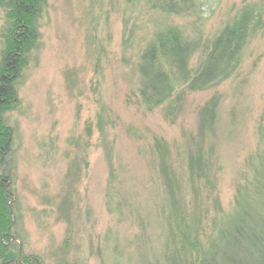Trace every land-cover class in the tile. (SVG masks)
Returning a JSON list of instances; mask_svg holds the SVG:
<instances>
[{"label": "rangeland", "instance_id": "374dc122", "mask_svg": "<svg viewBox=\"0 0 264 264\" xmlns=\"http://www.w3.org/2000/svg\"><path fill=\"white\" fill-rule=\"evenodd\" d=\"M243 6L261 24L236 71L204 89L174 71V99L148 111L137 92L144 46L167 27L202 46ZM4 22L0 8V32ZM37 24L6 115L18 263L162 264L183 238L207 242L263 152L264 0H220L203 20L147 0H47Z\"/></svg>", "mask_w": 264, "mask_h": 264}, {"label": "trees", "instance_id": "16d2710c", "mask_svg": "<svg viewBox=\"0 0 264 264\" xmlns=\"http://www.w3.org/2000/svg\"><path fill=\"white\" fill-rule=\"evenodd\" d=\"M46 2L0 0L5 21L0 32V264H19L18 253L10 247L14 237L12 215H15L11 208L13 192L10 183L13 181L15 155L12 128L6 115L18 104L17 87L28 67L30 52L38 47L37 23ZM219 2L147 0L149 7L164 16L202 20L213 15ZM260 21L256 9L243 6L202 46L175 27L157 32L144 46L136 63L140 103L152 111L172 102L175 90L171 76L174 71L183 76L185 85L198 89L230 77L238 68L242 51ZM195 52L201 53L199 64L189 70V60ZM261 144L263 152L256 160L251 179L238 190L234 209L215 223L213 236L204 244L183 238L166 253L162 264H264V130ZM186 242L192 244V255H188L184 246ZM25 264H39V260L28 258Z\"/></svg>", "mask_w": 264, "mask_h": 264}]
</instances>
